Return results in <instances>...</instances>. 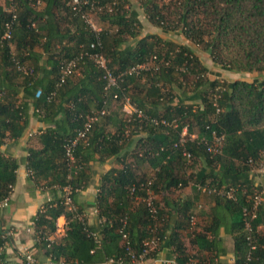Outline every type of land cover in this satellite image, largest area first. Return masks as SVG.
Segmentation results:
<instances>
[{
  "label": "trees",
  "instance_id": "16d2710c",
  "mask_svg": "<svg viewBox=\"0 0 264 264\" xmlns=\"http://www.w3.org/2000/svg\"><path fill=\"white\" fill-rule=\"evenodd\" d=\"M67 1L0 3V200L9 197L18 167V161L5 155L1 145L5 138L22 135L30 106L47 126L34 136L38 146L27 148L28 174L59 191L32 219L37 250L55 263L103 264L110 258L127 260L129 250L139 252L143 241L154 236L157 248L147 257H154L166 243L183 263L192 257L197 264H208L214 261L216 252L210 251L217 248V232L223 226L232 237L233 264H264V175L261 183L251 177L264 159V78L221 83L207 78L205 82L215 89L213 100L204 88H198L208 69L193 49L157 34L138 36L137 13L120 3L127 0H98L100 19L108 24L98 31ZM137 1L149 22L165 32L178 30L207 51L220 68L264 71V0ZM7 22H12L11 37L2 41ZM129 37L135 39L133 44L126 43ZM92 41H99L100 47L90 48ZM95 51L103 53L114 76L121 75L117 86L105 89L104 70L89 55ZM84 52L74 71L61 79L63 65ZM16 61L30 71L19 70ZM140 63H147L148 69L127 73ZM181 66L195 73L197 88L189 99H200L202 106L193 107L183 98L172 104L173 97L166 98L162 87L180 83ZM126 98L147 117L126 115L122 110ZM110 102L118 104L122 115ZM102 108L105 112L98 113L85 137L75 145V163L69 166L65 145ZM150 118L175 119L177 125L154 124ZM183 126H187V141L174 147ZM212 131L223 137L221 150L215 154L208 152L205 144V140L211 142ZM184 149L200 165L192 183L185 170ZM108 158L117 165L100 175L96 195L100 224L96 231L82 216L77 193L92 176L89 161ZM145 167L150 168L151 176L145 174ZM150 180L155 216L141 199L143 185ZM187 185L194 194L181 196ZM198 185L214 191H201ZM66 186L71 189L75 210L63 201ZM255 193H261L262 200L251 220V243L255 245L251 249L242 208L251 207ZM199 212L209 216L200 228ZM192 214L196 217L193 225ZM61 216L65 219L64 234L55 237ZM182 231H188V242ZM6 241L7 235L0 228V248ZM206 250L212 254H204Z\"/></svg>",
  "mask_w": 264,
  "mask_h": 264
},
{
  "label": "crops",
  "instance_id": "0c3cea01",
  "mask_svg": "<svg viewBox=\"0 0 264 264\" xmlns=\"http://www.w3.org/2000/svg\"><path fill=\"white\" fill-rule=\"evenodd\" d=\"M1 3V2H0ZM3 4V3H1ZM45 124L34 113L33 108L30 106L28 109V123L22 135L17 139L5 138L1 145V150L5 155H10L18 161L16 169V180L12 186L8 203L6 206H0V228L5 231L7 241L0 248V253L3 254L0 259V264H24L23 252L32 248L35 251L36 263L35 264H57L50 261L42 250H37L35 247V233L32 227V219L41 208V206L48 200L52 199L59 193L53 191L52 188L46 187L44 179H35L29 176L25 156L27 155V148L29 146H38L34 136L41 129L45 128ZM92 169V176L88 185L77 193V203L83 209L82 216H84L89 225H92L96 231L99 230L100 218L97 215L96 209V195L98 191L100 175L104 170H107L113 165H117L113 158H108L105 161L99 162L97 160L89 161ZM259 171V170H258ZM264 171L257 174L254 178L256 183H261ZM181 193V192H180ZM182 195L194 194L190 185L185 187ZM159 198V195H157ZM208 205H204L207 208ZM64 217L58 218L57 223L62 224ZM198 228L207 224L209 216L206 213L197 216ZM175 223V216L170 218V226ZM64 227V226H63ZM260 228H263L261 226ZM186 242H188V231H182ZM55 237L61 236V233L55 230ZM52 238V237H51ZM216 249L210 252H216L213 263L208 264H233V241L230 233L225 231L223 226L219 227L216 237ZM194 250H190L193 253ZM209 251H204V254H212ZM144 264H197L196 260L192 257L189 261L183 263L173 249L166 243H163L157 254L146 259Z\"/></svg>",
  "mask_w": 264,
  "mask_h": 264
},
{
  "label": "built area",
  "instance_id": "2783aa9c",
  "mask_svg": "<svg viewBox=\"0 0 264 264\" xmlns=\"http://www.w3.org/2000/svg\"><path fill=\"white\" fill-rule=\"evenodd\" d=\"M99 2L98 0H68L67 5L71 7L73 11L80 12L81 17L84 19L86 23H88L92 29L95 30V26L90 22L89 17H88V11L92 9H100L101 6L98 5ZM12 8V7H11ZM15 15L13 14V18ZM11 23L12 22H7L5 24V29L4 32L1 36V40H9L11 37ZM89 47L92 49H95L97 47H100V42L99 41H92L89 44ZM84 53H80L78 56H75L74 58L70 59L66 64L63 65L62 67V76L61 79H63L65 76L70 75L76 66L77 61L82 57ZM89 55L94 58L95 63L97 64L98 67L102 68L104 70L103 77L106 80V85L105 89H109L110 87L117 86L118 85V77L114 76L112 72L107 68L106 65V60L102 52L100 51H95V52H90ZM155 58V57H154ZM16 66L19 70L23 71L24 73H27L30 71L28 70L25 66L19 64L17 61L15 62ZM156 68V67H155ZM143 69H148V64L147 63H140L135 66H132L127 70V73L129 74H138L141 70ZM179 70L182 72L186 71V67L181 66L179 67ZM115 98L116 95H113ZM122 110L125 112L126 115L131 116L132 114H136L138 117H144L146 118L145 114L141 111L138 110L137 108L133 107L129 101L128 98L125 99V102L122 106ZM216 111H218V108H216ZM105 112V109L102 108L99 112L93 114L91 117H89L84 123L82 128L77 130V133L75 137L70 140L66 145H65V155L67 159V163L69 166H72L75 163V158H74V147L77 144L78 140H81L85 137L87 131L90 129L91 124L93 121L97 119L98 113L102 114ZM150 121L154 124H162V125H169L172 127H176L177 123L175 119L168 121L165 118H150ZM187 126H183L180 133H179V138L178 140L173 144L174 147L177 146H184V143L187 141ZM192 137V136H191ZM211 142L207 143L205 140V144L207 145L206 149L210 153H219L221 150L222 146V140L223 137L222 135H218L215 133V131L211 132ZM182 155L186 160H190L191 154L188 150L184 149L182 151ZM258 170L260 172L264 171V163H261ZM151 180L148 181L145 185H143V188L145 190V195L141 198L142 201L145 203L147 206L149 212L151 215L155 216L157 213V208L154 203L155 196L150 188ZM198 189L201 191L205 192H213V189L207 188L205 186H200L198 185ZM64 192H63V201L64 203L68 206L70 210H75V205L73 204L72 198H71V189L69 186L64 187ZM134 190V188H132ZM228 196H231V193L228 192ZM262 200L261 193H255L252 197V205L250 208H247L246 206L242 208V213H243V221H244V226L245 229L247 230V240L250 242V248L254 249L255 245L251 243V231H252V226H251V220L256 216V210L259 205V203ZM8 203V197L4 198L3 200H0V206H6ZM196 217L194 214L191 215L190 217V224L193 225L195 223ZM64 224H65V219L62 221V224L57 223V231L61 233V235L64 234ZM94 238L97 240V233H92ZM122 237L126 239V235L122 234ZM158 244V238L152 236L149 239H146L142 243L141 250L139 252H133L131 250L128 251L129 253V258L127 260H124L123 258H118V259H113L110 258L106 261L103 262V264H144L146 259H150L148 256L149 253L154 251L157 248ZM250 253L248 254L249 258ZM23 262L24 264H35L36 263V258H35V251L32 248H28L23 252ZM57 264H80L77 262H57Z\"/></svg>",
  "mask_w": 264,
  "mask_h": 264
},
{
  "label": "rangeland",
  "instance_id": "374dc122",
  "mask_svg": "<svg viewBox=\"0 0 264 264\" xmlns=\"http://www.w3.org/2000/svg\"><path fill=\"white\" fill-rule=\"evenodd\" d=\"M1 3L4 4V0H0ZM124 9H131L134 10L137 13V20L139 23V35L138 36H144L146 34H157L161 36L164 39L171 40L178 44H185L190 46L194 53L198 56L201 63L207 67L208 71L204 74L203 83L198 88H204L206 93L209 94V96L214 100L216 93L215 89L212 90L209 87V83H206L205 80H217L219 83L225 82V81H232L235 79H241L246 81H259L264 78V71L258 72H235L230 71L226 69L220 68L217 64L213 63L210 59V56L207 51L202 50L200 46H196L192 44L189 40H187L184 35L179 32L178 30L175 31H169L165 32L161 28L153 25L149 20L147 19L146 15L144 14V11L137 0H127V2H121ZM40 6V5H39ZM107 8H111L110 5L107 6ZM101 11L99 9H92L88 11V17L90 22L95 26V31H98L102 28H105L108 26L107 22L102 21L100 19ZM88 24V23H87ZM133 38L129 37L128 41L126 43L133 44L134 43ZM182 74H178V80L174 82L173 86L170 87L168 84H164L162 89L166 93V98L170 97V95L173 97L172 104H175L179 98H183V101H186L188 103H192L193 107L196 105L202 106V102L200 99L196 100H190L189 96L193 93L194 90H196V77L195 73L189 70V68L185 72H181ZM217 88V87H216ZM110 107H112L118 114L122 115V112L118 106V104H115L114 102H110ZM164 108V107H163ZM163 108H160V112L163 110ZM135 137H132L131 146L133 145V139ZM185 170L186 174L189 177V181L192 183L194 180V174L199 168V162L194 159L186 160ZM261 163H264V159ZM260 166V165H259ZM259 168V167H258ZM258 168L254 170L251 174L252 179L254 180L255 176L259 174ZM145 174L148 176H151V170L150 168H144ZM190 183V184H191ZM185 190V188L183 189Z\"/></svg>",
  "mask_w": 264,
  "mask_h": 264
}]
</instances>
